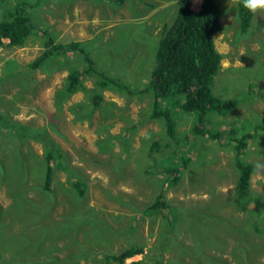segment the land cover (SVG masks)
Returning <instances> with one entry per match:
<instances>
[{"label": "rangeland", "instance_id": "374dc122", "mask_svg": "<svg viewBox=\"0 0 264 264\" xmlns=\"http://www.w3.org/2000/svg\"><path fill=\"white\" fill-rule=\"evenodd\" d=\"M17 5L38 32L22 46L9 48L3 40L0 47V117L7 125L0 129V264H33L35 251L24 252L44 237L38 248L54 245L58 252L49 255L59 264H113L104 257L130 247H142V254L124 264H264V132L253 134L264 128V10L253 13L244 33L227 27L214 36L222 59L211 93L236 102L223 116L205 117L215 140L191 136L195 115L178 109L173 140L162 120L150 117L151 93L139 91L149 81L176 0H125L119 7L102 0H0V21ZM44 34L55 43H79L96 72L128 90L100 89L96 77L86 75L74 94L61 96L68 72L85 65L68 52L29 68L43 51ZM95 95L102 100L94 102ZM174 102L167 98L160 105ZM79 130L95 138L86 151L76 145ZM246 133L252 137L239 158L252 168L253 199L239 212L232 197L238 176L232 145ZM47 138L63 160L52 163L50 192L43 194ZM184 165L179 181L169 183L166 166ZM10 168L19 174L15 169L5 176ZM75 180L82 197L70 187ZM158 195L168 208L155 214L148 208ZM244 214L252 218L247 222ZM252 221L261 234L242 235L240 224L245 229ZM246 242L255 248L245 251ZM34 263L56 264L49 256Z\"/></svg>", "mask_w": 264, "mask_h": 264}, {"label": "trees", "instance_id": "16d2710c", "mask_svg": "<svg viewBox=\"0 0 264 264\" xmlns=\"http://www.w3.org/2000/svg\"><path fill=\"white\" fill-rule=\"evenodd\" d=\"M102 1L119 7L125 0ZM176 6L177 10L172 22L162 29L156 44L154 63L150 70L149 81L139 92L151 93L152 102L150 117L162 120L164 133H166L168 138L174 140L175 126L172 113L174 109H178L183 114L195 115V124L190 130L191 136L215 140L214 135L216 134H211L205 130V117L211 113L223 116L236 107L235 101H221L211 93L213 78L219 70L220 60L222 59V55L215 50L213 36L222 31L220 19L223 16V12L219 8L217 0H201L200 9L198 11H192L190 0H176ZM23 11L24 9L22 6H16L13 12L9 13L5 19L0 21V47L3 46V40L7 41L5 46L9 48L22 46L30 35L38 32V28L32 24L30 18L25 12L23 13ZM252 15L253 13L243 6V2L238 3L237 21L241 33H244L249 28ZM42 39L43 51L28 64L29 68L36 69L45 60L68 52L78 53L85 65V68L82 70L73 69L68 72L63 90L60 93L61 96L68 97L74 94L77 87H80L81 78L86 75H94L100 89H127L121 82L111 81L106 79L104 75L96 72L92 66V61L79 43H54L49 34H44ZM167 98L170 100L175 99V102L171 106L162 108L160 101ZM101 100L100 95H95L93 97L94 102ZM76 108L79 113V106H76ZM6 128L7 125L2 122L0 117V129ZM258 131L264 132V128L255 127L253 129V134ZM251 137L252 134H243L239 139H233L234 143L232 145L235 155V168L238 172L232 197L236 200V207L239 212H246L248 202L253 199L249 193V180L252 174V168L250 165L242 163L239 158L247 147L246 142L249 141ZM42 141L44 170L40 189L43 194H48L50 192L54 170V168H52V163L54 161L60 162L61 159L63 160V157L62 152L48 138ZM155 149L156 144L153 143L151 151ZM182 159L184 160L183 162L188 163V159ZM185 165L183 168L166 166L163 175L169 180V183L174 185L179 181L180 169H185ZM15 169L16 168H10V171H7L5 176H9ZM18 174L19 170L16 169L15 175ZM23 182L22 180L21 185ZM18 185H20V183ZM70 187L77 197H82L84 188L79 181H73ZM15 188L19 190L17 186H15ZM167 208L168 205L166 201L161 195H158L152 204L149 205L148 210L152 213L159 214L163 213ZM249 217L252 218L251 214H244L242 219L248 222ZM260 217L261 216H259V218ZM252 222V225L245 229L243 227L245 223L240 224L241 230L239 232H241L242 235L249 233L248 231L261 234L259 225L254 221ZM58 236L63 237L61 234ZM254 236L257 237V235ZM46 239V237L40 239V241L38 239H33V241H35L33 243L35 249L32 250V243H29L28 250L24 252V255L28 256V253L35 251L34 253H30L32 258L37 259V261L34 262H38L42 256L45 258L49 256L51 260L59 264L57 258H52L49 255L58 252V249L55 248L54 245L52 249L48 247H44V249L38 248V242L42 244ZM53 243L54 242L51 241V244ZM254 248L253 242H246L245 251H252ZM12 254L16 255L17 253L13 252ZM141 254L142 247H130L117 254L105 256L104 260L113 264H124L127 259ZM18 256L21 257V253H19ZM34 262L33 264H39ZM131 264H140V262H133Z\"/></svg>", "mask_w": 264, "mask_h": 264}, {"label": "crops", "instance_id": "0c3cea01", "mask_svg": "<svg viewBox=\"0 0 264 264\" xmlns=\"http://www.w3.org/2000/svg\"><path fill=\"white\" fill-rule=\"evenodd\" d=\"M226 2H227L226 8L221 9L223 8L222 5ZM239 2H243V0H217V4L220 5V9L223 12V16L220 19V24L222 28L229 27V28L235 29L238 27L237 5ZM190 3H191L192 11H198L200 9L201 2L198 4H194L193 0H190ZM17 6H21V5H17ZM224 11H227V12L225 13ZM28 17L31 20V16H28ZM218 34L220 33H217L214 36H217ZM214 36H213V39H214ZM94 139H95L94 136L90 132L79 130V138L76 136V141H77L76 145L79 146V150L86 151L89 149V146L91 145Z\"/></svg>", "mask_w": 264, "mask_h": 264}, {"label": "clouds", "instance_id": "9594fccd", "mask_svg": "<svg viewBox=\"0 0 264 264\" xmlns=\"http://www.w3.org/2000/svg\"><path fill=\"white\" fill-rule=\"evenodd\" d=\"M200 2L201 0H193L194 4ZM243 6L250 12L255 13L258 10H264V0H243Z\"/></svg>", "mask_w": 264, "mask_h": 264}]
</instances>
